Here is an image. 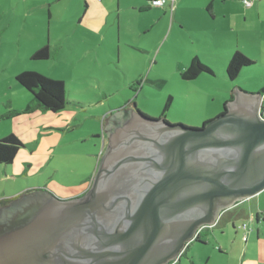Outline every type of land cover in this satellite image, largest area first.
<instances>
[{"label":"rangeland","instance_id":"374dc122","mask_svg":"<svg viewBox=\"0 0 264 264\" xmlns=\"http://www.w3.org/2000/svg\"><path fill=\"white\" fill-rule=\"evenodd\" d=\"M139 1L102 0L108 14L98 28L96 19L87 20L88 12L96 13L84 0H0V116L8 113L9 101L16 110L24 106L29 94L15 81L23 72L62 82L65 103L56 115L33 111L0 118V140L14 135L22 143L12 164L0 165V200L38 189L61 200L76 197L94 177L107 127L126 112L161 120L171 97L162 120L197 129L219 116L238 91L264 88V54L247 33L205 27L200 16L192 25L189 14L182 15L190 21L183 27L171 26L170 15L161 17L154 7L140 17L133 10ZM44 46L50 58L32 60ZM235 52L253 64L230 81L225 72ZM194 57L213 74L182 80ZM244 208L264 211V190ZM201 240L185 248L179 264H261L264 222H221Z\"/></svg>","mask_w":264,"mask_h":264},{"label":"water","instance_id":"95a60500","mask_svg":"<svg viewBox=\"0 0 264 264\" xmlns=\"http://www.w3.org/2000/svg\"><path fill=\"white\" fill-rule=\"evenodd\" d=\"M260 93L190 129L130 111L83 195H22L0 208V264H168L220 210L264 190Z\"/></svg>","mask_w":264,"mask_h":264},{"label":"crops","instance_id":"0c3cea01","mask_svg":"<svg viewBox=\"0 0 264 264\" xmlns=\"http://www.w3.org/2000/svg\"><path fill=\"white\" fill-rule=\"evenodd\" d=\"M86 3V7L90 9H94L96 14L94 17L90 16V12L87 13L88 19H96L95 22L96 27L102 26V21L104 17L108 14V11L102 5V0H84ZM138 1V0H137ZM241 0H166V3L162 7L151 6V2L148 0H140L136 6H134L133 10L138 12V15H147L152 11V8H157L159 12H161V17H167L170 15L171 17V26L174 22L178 23L181 27L186 22H190L193 25V22L197 19V16H200L203 21V25L205 27H214L216 25H220L226 30L236 32L237 34L247 33L252 40L256 42L260 46L259 53L263 56V48L261 45H264V0H251V6L249 8L244 7ZM172 4V10H171ZM158 12V11H156ZM183 14L190 15V21L184 17ZM86 14L83 13L85 18ZM140 16V17H141ZM86 20V19H85ZM140 19L138 18V21ZM87 26V23H84ZM142 24V23H141ZM140 24V26H142ZM209 24V26H208ZM92 28L91 26H87ZM199 29L197 26L195 29ZM93 29V28H92ZM141 30V29H140ZM143 31V29H142ZM142 34V33H141ZM26 101L22 109L29 103L31 100L29 95H25ZM264 100V99H263ZM77 101V100H76ZM9 104V111L19 112L20 110H16L12 108ZM30 114V113H28ZM45 114V113H44ZM50 115H56L52 113H46ZM55 128V127H54ZM53 128V129H54ZM45 130H49L52 128L44 127ZM88 188V185L80 190V193ZM80 193L76 194L78 196Z\"/></svg>","mask_w":264,"mask_h":264},{"label":"trees","instance_id":"16d2710c","mask_svg":"<svg viewBox=\"0 0 264 264\" xmlns=\"http://www.w3.org/2000/svg\"><path fill=\"white\" fill-rule=\"evenodd\" d=\"M148 1L151 2L150 5L153 6L152 5L153 0H148ZM240 2L243 5L242 0ZM86 6L87 5H85V7ZM49 58H50V52H49L48 46L42 47L41 49L36 51L32 56V60H40V61L48 60ZM252 64L253 63L250 60L246 59L244 56H242L238 52H235L231 56L227 64V67H226L225 73H226L227 78L230 81L235 80L242 68L249 67ZM201 73L213 74V71L208 65L202 63L197 57H194L191 60L188 67L181 73L180 77L182 80L190 81V80H194ZM15 81L25 92H27V94H29V97L31 100L25 106V108L22 109L21 111L19 112L10 111L9 113L5 115L0 116L1 119L9 118V117L21 114V113L28 114V113H32L33 111H38L40 113L58 114L59 112L63 110L65 103H64V96H63L64 95L63 93L64 84L62 82L51 80L50 78L45 77L35 72H23L21 74H18L15 77ZM257 93H260L261 97L264 99V88L260 89ZM71 102H73L74 105H78L79 103V101H76V100H73ZM170 102H171V97H168L162 109V114L160 117L161 119L164 113L169 108ZM226 104L227 102L224 103L221 114L226 112ZM135 111L138 112V110H135ZM21 145H22L21 141L14 135H9L1 139L0 140V165H4V166L11 165L12 162L15 160L16 156L22 150ZM42 192H45L47 195L54 196L49 191H42L40 189L31 190L21 195L15 196L13 198L0 200V208L6 206L12 200L18 197H21L22 195H28L31 193H42Z\"/></svg>","mask_w":264,"mask_h":264},{"label":"flooded vegetation","instance_id":"af4514ba","mask_svg":"<svg viewBox=\"0 0 264 264\" xmlns=\"http://www.w3.org/2000/svg\"><path fill=\"white\" fill-rule=\"evenodd\" d=\"M87 189H85L84 191H82L80 195H83L86 192ZM253 200V197L247 200H243V201H239V202H235L232 206L227 207L225 209L220 210V212L218 213L217 217L215 218L214 222L212 225L210 226H202L200 227L193 239L187 243L183 249V251L185 250V248H187V246L191 243V242H202L201 237L202 235H204L207 232H210L212 229H214L215 227H217L221 222H224L226 225L227 224H231L232 227H234V223L238 220H241L243 218L248 219V221L252 222V223H257L260 224L262 222H264V211L262 210H258L256 212H246L244 205L247 204L248 202H251ZM242 229L246 230V226H241ZM246 242V241H245ZM182 251V253H183ZM180 254L178 260L173 261V262H169L168 264H179V261L181 259V255ZM259 262L261 264H264V261L262 262V260L264 259V254L259 253ZM263 258V259H262ZM244 263V262H243Z\"/></svg>","mask_w":264,"mask_h":264},{"label":"built area","instance_id":"2783aa9c","mask_svg":"<svg viewBox=\"0 0 264 264\" xmlns=\"http://www.w3.org/2000/svg\"><path fill=\"white\" fill-rule=\"evenodd\" d=\"M166 3V0H153L152 5L156 7H162ZM242 3L245 7H250L251 6V1L250 0H242ZM171 10H172V4H171ZM264 111V110H263ZM262 111V118H264V113ZM242 241H246V237H243Z\"/></svg>","mask_w":264,"mask_h":264}]
</instances>
